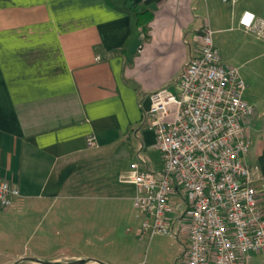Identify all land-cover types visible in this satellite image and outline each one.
Listing matches in <instances>:
<instances>
[{
	"label": "crops",
	"instance_id": "crops-1",
	"mask_svg": "<svg viewBox=\"0 0 264 264\" xmlns=\"http://www.w3.org/2000/svg\"><path fill=\"white\" fill-rule=\"evenodd\" d=\"M133 2L153 18L146 33L138 29L130 36L128 14L105 0H0V178L20 192L13 206L2 209L4 217L34 204L44 215L42 204L71 190H81L82 199L99 192L103 201L110 184L106 177L133 187L132 205L135 187L122 181L131 161L139 153L146 168L162 165L154 132L143 122L150 92L165 85L176 89L184 64L199 48L203 24L214 34L232 25L242 28L238 19L244 10L264 18L257 6L234 8L236 3L228 6L221 0ZM245 90L243 98L256 110L246 160L264 175V91ZM89 135L94 136L92 146L86 144ZM256 185L264 209V185ZM112 197L120 212L119 195ZM134 217L139 238L154 235L141 232L135 210ZM169 237L177 257L186 236ZM105 253L76 252L47 260L120 264Z\"/></svg>",
	"mask_w": 264,
	"mask_h": 264
},
{
	"label": "built area",
	"instance_id": "built-area-1",
	"mask_svg": "<svg viewBox=\"0 0 264 264\" xmlns=\"http://www.w3.org/2000/svg\"><path fill=\"white\" fill-rule=\"evenodd\" d=\"M221 1L233 6L238 0ZM238 23L264 38V18L254 12L244 10ZM199 40L176 89L165 85L150 92L143 113L161 167L146 168L138 153L122 181L135 187L132 206L142 233L186 236L182 264H246L264 254V209L256 185H264V175L246 160L256 110L243 98L238 68L223 63L208 24ZM94 143L93 135L86 137L88 146ZM19 195L17 186L0 178V208L13 206Z\"/></svg>",
	"mask_w": 264,
	"mask_h": 264
},
{
	"label": "rangeland",
	"instance_id": "rangeland-1",
	"mask_svg": "<svg viewBox=\"0 0 264 264\" xmlns=\"http://www.w3.org/2000/svg\"><path fill=\"white\" fill-rule=\"evenodd\" d=\"M241 4L257 6L264 15V0H238L234 8ZM213 38L223 63L238 68L246 93L264 91V38L234 25L214 33ZM105 179L110 188L104 192L103 201H99V192L82 199L81 190H71L42 204L44 215L37 212V204L21 206L12 217H4L0 208V264H45L32 258L49 261L48 257L76 252H106L108 260L120 264H182L180 255L174 257L175 245L169 235H136L138 219L129 200L133 187L114 177ZM115 193L119 195L116 202L120 212L113 207ZM48 222L52 226L43 235ZM252 263L264 264V254L253 255Z\"/></svg>",
	"mask_w": 264,
	"mask_h": 264
},
{
	"label": "trees",
	"instance_id": "trees-1",
	"mask_svg": "<svg viewBox=\"0 0 264 264\" xmlns=\"http://www.w3.org/2000/svg\"><path fill=\"white\" fill-rule=\"evenodd\" d=\"M111 7L128 14L130 19V36L135 34L138 29L144 33L147 25L152 20L153 14L150 10H143L137 6L133 0H105Z\"/></svg>",
	"mask_w": 264,
	"mask_h": 264
},
{
	"label": "water",
	"instance_id": "water-1",
	"mask_svg": "<svg viewBox=\"0 0 264 264\" xmlns=\"http://www.w3.org/2000/svg\"><path fill=\"white\" fill-rule=\"evenodd\" d=\"M21 259H24V258H21ZM33 261L35 262H39V263H45V264H60L58 261H42L38 258H32ZM84 260L82 259H79V260H73V261H68V262H65V264H80V263H83Z\"/></svg>",
	"mask_w": 264,
	"mask_h": 264
}]
</instances>
